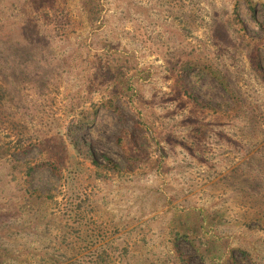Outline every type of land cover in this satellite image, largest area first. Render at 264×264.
<instances>
[{
  "label": "rangeland",
  "instance_id": "rangeland-1",
  "mask_svg": "<svg viewBox=\"0 0 264 264\" xmlns=\"http://www.w3.org/2000/svg\"><path fill=\"white\" fill-rule=\"evenodd\" d=\"M254 3L256 18L246 0H0V264H91L98 247L122 264H213L182 236L203 233L201 207L216 218L206 233L228 239L226 264H264V0ZM105 41L146 76L119 100L122 115H89L92 156L119 170H97L67 136L109 94ZM187 59L225 72L230 90L206 70L185 74L219 111L177 88Z\"/></svg>",
  "mask_w": 264,
  "mask_h": 264
},
{
  "label": "trees",
  "instance_id": "trees-1",
  "mask_svg": "<svg viewBox=\"0 0 264 264\" xmlns=\"http://www.w3.org/2000/svg\"><path fill=\"white\" fill-rule=\"evenodd\" d=\"M250 11L254 18H256V8L254 0H246ZM87 4H91L90 1H87ZM89 7L91 5H88ZM234 17L233 22L235 25V29L239 32V36L243 38V41H247V45L249 47V52H253V56L257 61V70L259 72L263 71L261 60L259 56V50L255 48V44L257 42L247 34L246 26L243 22L242 17L240 16L239 7L236 6L234 9ZM104 53L107 56L108 63L104 66L106 76L109 78V82L107 83V88L109 90V94L107 98L102 101L101 103H94L91 108L89 109L88 114L85 112L77 113V118L74 122H72L68 129H67V136H68V143L70 147L77 152L79 155H83L88 157L91 162L97 167V170L100 168H111L114 170H119V164L112 160L110 157H106V163L101 162L99 159L95 158L91 154V147H90V139L87 132V127L90 124L89 115L92 113H97V110L100 106H103L111 111H113L117 115H122V107L119 104V100L126 96L133 97L137 94L138 84H141L143 80L146 78L145 73H143L142 68L138 67L136 64L133 63V59L129 54L126 52L120 51L118 47L114 46L112 43L105 41L104 43ZM29 54V52H27ZM199 68L200 70H206L208 74L214 76L220 83L224 84L226 89L230 90V84L226 81L225 72L220 67L216 66L214 63H202L197 62L195 60H184L179 63V71H183L185 73L181 74L178 72V84L176 85L177 88L187 97H190L191 100L197 105L202 108H211L215 111H219L218 106H214L205 102L202 98L195 95L189 84L185 80L186 72L191 71L192 69ZM7 89L3 83L1 84V98L5 97ZM233 92V90H231ZM135 110L139 114L140 123L145 125L148 121V117L143 113V111L135 106ZM64 146L67 144L64 140ZM130 163L137 162L140 160V156L134 154L133 152L127 153L126 156ZM56 165H54V168ZM34 166L29 168V173L34 170ZM207 209L201 207L198 209V215L201 220V228L203 229V233H192L194 229H188L185 233H182V236L189 240L193 246L200 252H205L208 256H210V260L213 264H226V257L228 256L227 252V237L222 235H216L215 233H206V228L209 224L216 220V218H210L207 214ZM257 212L255 214V219H259L260 217ZM208 221H210L208 223ZM213 225V224H212ZM222 242V247L220 249H215L214 245L217 246V242ZM214 249V250H213ZM97 250V258L91 260V264H109L110 261L115 260L114 264H122V261L116 262V258H113V254L106 250L102 249V247H98L94 249L93 252ZM178 250V249H177ZM181 252L180 250H178ZM124 252L122 251L120 256L123 255ZM185 258L184 256H182ZM188 264V263H186ZM235 264H238L236 261Z\"/></svg>",
  "mask_w": 264,
  "mask_h": 264
}]
</instances>
